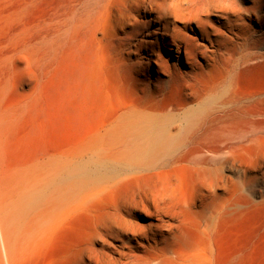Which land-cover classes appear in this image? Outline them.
Masks as SVG:
<instances>
[{
    "label": "rangeland",
    "instance_id": "rangeland-1",
    "mask_svg": "<svg viewBox=\"0 0 264 264\" xmlns=\"http://www.w3.org/2000/svg\"><path fill=\"white\" fill-rule=\"evenodd\" d=\"M76 2L0 0V202L15 244L36 211L29 205L34 186L78 185L84 179L70 176L72 167L106 156L123 166L169 167L190 150L177 162L174 190L161 200L177 222V253L211 244L213 264H264V44L250 65H238L247 54L240 46L217 62L199 58L193 69L184 50L169 47L171 38L161 41L162 26H149L144 12L140 32L131 36L115 3L102 38L91 27L71 28ZM240 5L246 13L254 3ZM244 22L241 33L255 28L256 38L264 35L259 21ZM191 28L198 31L196 23ZM157 41L165 66L150 51ZM154 184L142 177L124 187ZM91 225L87 213H77L41 241L24 240L4 264H73ZM1 240L0 234L3 251Z\"/></svg>",
    "mask_w": 264,
    "mask_h": 264
},
{
    "label": "bare ground",
    "instance_id": "bare-ground-1",
    "mask_svg": "<svg viewBox=\"0 0 264 264\" xmlns=\"http://www.w3.org/2000/svg\"><path fill=\"white\" fill-rule=\"evenodd\" d=\"M76 1L74 3L76 5L73 6L69 15L71 28L85 27L86 31V28L91 27L94 32L96 31L102 38H105L107 35L105 19L108 18L110 8L120 2L121 7L118 11L123 33L131 36L137 35V32H140V30L138 31V26L141 23L139 18L144 12L143 16L151 17L147 22L149 26L152 24L162 26L161 41L166 43L171 38L172 45L169 47L173 48L174 46L177 52L184 50L187 62L193 69L201 65L199 58H203L205 64L217 62L225 59L227 54H234L240 46L243 48L246 46L247 54L242 53L239 66L255 63L258 58L263 56L262 53H259L258 48L264 44V35L256 38L260 29L251 28L252 32L249 35L241 33L240 30L245 24V19L257 20L260 27L264 26V14L261 13L264 9V0H253V7L246 13L240 5L241 0ZM116 11L113 13H117ZM114 15L117 16V14ZM66 22L67 20L63 23L66 24ZM191 23H196L198 31L191 28ZM53 30L56 31L55 27ZM189 30H192L197 36L188 35L187 31ZM67 31L69 30L66 29ZM59 35L61 34L59 33ZM93 38L91 37V39ZM199 40H204V42ZM158 44V41L151 44L154 47L150 51L157 55L158 63L165 66V62L169 64V61L157 53ZM177 58L179 59V56ZM223 77L225 76L223 75ZM260 96L258 95V97ZM3 122V116L0 115V124ZM202 147L205 148L201 145L198 146V149L201 150ZM188 154H190V150L185 151L180 157H176L169 167L168 164L123 166L106 156L91 162L90 166L80 163L77 167H72L70 176L76 174L84 179L78 185L34 186L29 205H33L36 211L34 216L30 220H26L27 223L22 226L23 231L18 237L17 244L5 228L6 219L3 217L5 210L1 208L2 203L0 202V234L3 246L2 251L0 245V264H4V256L7 260L11 258L12 249L19 251V246L27 238L32 239L33 243H37L41 241L48 228L55 230L61 227L77 213H87L92 220V225L87 241L74 251L73 264H213L211 244H209L210 247H204V245L202 249L199 247L201 250L199 249L200 252L196 254L177 253V222L172 215H168L161 202L164 200V196L175 188L177 162ZM49 162L53 168L58 167L56 157H52ZM142 177L154 180L155 188L125 189L124 184L128 180ZM26 207L27 205H21V211ZM144 216L149 221H141ZM141 259H145V261H141Z\"/></svg>",
    "mask_w": 264,
    "mask_h": 264
}]
</instances>
